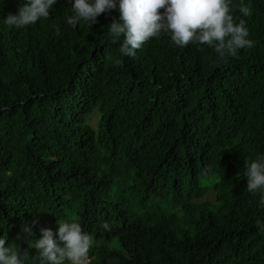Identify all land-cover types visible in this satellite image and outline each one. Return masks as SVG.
Segmentation results:
<instances>
[{
	"label": "trees",
	"instance_id": "trees-1",
	"mask_svg": "<svg viewBox=\"0 0 264 264\" xmlns=\"http://www.w3.org/2000/svg\"><path fill=\"white\" fill-rule=\"evenodd\" d=\"M22 2L0 0V235L24 264L28 241L66 219L92 236L89 264H264V208L244 176L264 153V0L247 17L233 7L255 45L226 62L164 33L121 55L107 30L118 10L73 27L71 0L5 24ZM209 175L216 207L201 199Z\"/></svg>",
	"mask_w": 264,
	"mask_h": 264
},
{
	"label": "clouds",
	"instance_id": "clouds-1",
	"mask_svg": "<svg viewBox=\"0 0 264 264\" xmlns=\"http://www.w3.org/2000/svg\"><path fill=\"white\" fill-rule=\"evenodd\" d=\"M56 2L23 0L3 21L17 28L35 24L40 18L50 16V9ZM233 7L238 8L241 17L249 16L252 11L251 0L238 5H233V0H71L66 23L75 27L83 21L90 26L97 22L101 13L118 10V19H113L107 30L112 42H119L121 55L134 56L146 41L164 33L175 46L207 45L217 54L218 62H226L236 57L238 50L255 45L249 38L246 20L239 18L237 22L234 19ZM56 30L59 32V28ZM245 169L247 190L260 192L258 206L264 208V153L246 160ZM58 225L55 238L52 229L42 228L41 238L28 241L29 247L37 250L36 264H89L92 236L72 219L58 222ZM256 225L258 232L264 234V220H257ZM103 227L108 226L104 224ZM22 230L32 234L27 224ZM7 241V236L0 235V264H24V252Z\"/></svg>",
	"mask_w": 264,
	"mask_h": 264
},
{
	"label": "rangeland",
	"instance_id": "rangeland-1",
	"mask_svg": "<svg viewBox=\"0 0 264 264\" xmlns=\"http://www.w3.org/2000/svg\"><path fill=\"white\" fill-rule=\"evenodd\" d=\"M98 118L99 112L98 110H95L88 117V123L93 127H96ZM216 181V175L202 176L200 178V182L202 184V187L200 188L201 199L211 201V204H213L215 207L217 206V203L214 200L213 186ZM159 209H161L163 212L176 213L177 222L179 223L184 222L187 218L186 215L181 212L180 206L177 203H173L167 200H159Z\"/></svg>",
	"mask_w": 264,
	"mask_h": 264
}]
</instances>
